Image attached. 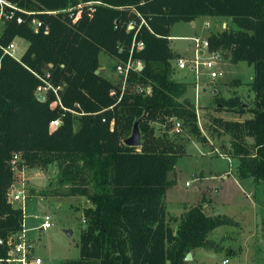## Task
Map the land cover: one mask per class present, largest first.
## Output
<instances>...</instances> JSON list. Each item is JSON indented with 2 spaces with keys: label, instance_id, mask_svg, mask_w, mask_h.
<instances>
[{
  "label": "trees",
  "instance_id": "trees-1",
  "mask_svg": "<svg viewBox=\"0 0 264 264\" xmlns=\"http://www.w3.org/2000/svg\"><path fill=\"white\" fill-rule=\"evenodd\" d=\"M1 1L0 238L21 233L25 223L23 208L9 202L17 182L12 160L19 154V169H57L40 196L88 201L80 257L63 264H190L186 257L198 249L224 251L209 236L238 225L233 219L209 216L203 203L185 206L181 218L167 215V191L175 185L169 174L186 154L187 139L208 143L195 103L185 98L188 84L174 79L181 55L171 47L172 28L201 18L237 26L211 33L208 50L254 66L255 100L249 106L238 94L217 96L218 112L250 117H215L207 128L230 136L228 153L239 160L240 180L264 182V0ZM90 1L102 4L84 8L75 21L79 5ZM17 38L29 43L20 60L5 53ZM102 52L117 64L143 63L130 73L125 92L123 82L97 74ZM48 85L57 92L49 89L42 102L38 89ZM56 120L60 125L51 130ZM139 120L142 145L129 147L124 141Z\"/></svg>",
  "mask_w": 264,
  "mask_h": 264
},
{
  "label": "rangeland",
  "instance_id": "rangeland-1",
  "mask_svg": "<svg viewBox=\"0 0 264 264\" xmlns=\"http://www.w3.org/2000/svg\"><path fill=\"white\" fill-rule=\"evenodd\" d=\"M224 22L228 23L229 29H237L230 19L201 18L195 28L192 23L176 24L172 28V35L200 39V49H203L200 53L201 61L204 62L208 60L210 53L202 46L203 42L211 33L226 29ZM15 44L14 57L20 60L29 43L17 38ZM171 46L175 51H183L189 61V66L184 70H177L175 66L174 79L189 82V85L195 84V87L189 86V93L187 91L185 98L195 103L198 124L208 143L202 144L195 137L187 139L186 154L179 158L174 171L169 174V179L174 181L175 185L167 191V215L171 218H181L185 213V206L192 207L203 203L209 216L223 215L238 223L236 226L219 227L210 234L209 238L218 243L224 251L198 249L192 253L190 264H224L226 260L227 264H264V182L256 183L253 179L240 180L237 173L239 160L228 153L230 136L213 134L207 128L213 125L215 117L233 121H243L250 117H241L227 111L218 112L215 98L219 95L232 98L238 94L246 104L252 106L255 94L251 90V84L255 78V68L246 62L233 63L231 59L223 56L216 66L223 75L219 76L215 83L203 77L198 84L196 72L191 69L197 43L193 39H180L172 41ZM116 62L108 54H100L101 75L120 83L123 81L115 72ZM207 82L210 85H206ZM198 93L202 101H211L202 107ZM156 128L159 130L160 126L156 125ZM184 138L186 140L187 135ZM26 171L28 170H25L24 175L17 172L16 176L19 186L25 183L27 198L14 202V205L24 209L25 226L28 229L40 226L43 222L41 218L46 215L52 218L53 225L45 233H29L36 241V256L42 258L45 264H63L66 260L78 259V245L85 226L83 210L88 206L87 199L42 197L39 192L56 180L57 169L52 167L45 177L33 174L32 181L25 180ZM28 172L27 178L32 174L31 170ZM36 215L39 219H36ZM172 227L176 229L177 223L173 222Z\"/></svg>",
  "mask_w": 264,
  "mask_h": 264
},
{
  "label": "built area",
  "instance_id": "built-area-1",
  "mask_svg": "<svg viewBox=\"0 0 264 264\" xmlns=\"http://www.w3.org/2000/svg\"><path fill=\"white\" fill-rule=\"evenodd\" d=\"M0 2L4 5V2L0 0ZM101 2L98 1H90L85 4L79 5L78 12L75 16V21H78L82 17V13L84 8H89L90 10H93L94 6L101 5ZM72 11V10H70ZM56 13V12H55ZM3 15V10L0 12V16ZM13 15L7 16L8 19H11ZM2 18V17H1ZM0 18V24L2 23V20ZM19 22L21 23L22 20L19 19ZM36 26H41L39 22H34ZM226 26V25H225ZM130 28H134V23L130 25ZM197 43L196 48V55L194 60L192 61V67L193 71L196 72V78L197 81H200L201 78L207 77L209 80H216L219 76H222L223 74L218 71L216 68L217 63L221 58L223 57L220 52H214L210 53V56L208 60L202 62L201 61V52L203 49H200L201 47V41L200 39H193ZM136 46V44H135ZM204 49L208 50V45H206L203 42ZM139 49H143L144 44L139 43L137 45ZM16 49V44L13 42L9 47L5 49V53L14 57V50ZM209 51V50H208ZM15 58V57H14ZM177 66L179 70H184L189 66V61L181 58L177 60ZM143 63L140 61H134L132 58L126 62V63H118L115 68V72L119 77H122V92H125L127 87V82L129 75L132 71H140L143 69ZM53 89L55 92L57 90L53 88L51 85H48L47 87H40L38 89V95L44 96V94L49 90ZM141 92L147 91L146 89H139ZM150 92V90L148 91ZM115 94V90L113 89L111 91V95ZM61 120H56L51 122L50 128L51 130L56 129L60 125ZM181 123L177 122L175 126V133H180L182 131ZM19 154H16L14 156V159L12 160V165L14 166V171L20 172L22 175H24L25 169H19L17 161L19 160ZM24 182V181H23ZM9 197L11 199V203L14 204V202H19L21 200H24L27 198V190L25 183H22L21 186L18 185L16 182L13 187L10 189ZM24 210V209H23ZM36 219H39V216L36 215ZM43 220L42 224L38 226L37 228L28 229L25 226L23 227V231L21 233L11 235L7 239L0 238V264H45L44 260L40 257H37L35 254L36 251V241L34 238H32L29 233L30 232H47L49 229L52 228V218L49 215L43 216L41 218ZM1 248H4L6 252H1ZM228 261H224V264H227Z\"/></svg>",
  "mask_w": 264,
  "mask_h": 264
},
{
  "label": "crops",
  "instance_id": "crops-1",
  "mask_svg": "<svg viewBox=\"0 0 264 264\" xmlns=\"http://www.w3.org/2000/svg\"><path fill=\"white\" fill-rule=\"evenodd\" d=\"M224 24V26L225 25H228V23L227 22H224L223 23ZM192 27H197V22H196V25L194 26L193 24H192ZM194 38H196V37H190V36H184V35H181V36H173L172 35V37H171V42L172 41H174V40H180V39H194ZM208 38V37H207ZM207 38H205V40H204V44L206 45V43H207ZM29 46V45H28ZM172 47V46H171ZM28 48V47H27ZM173 49V48H172ZM174 50V49H173ZM175 51V50H174ZM175 52H177V53H179L180 55H181V58H184V59H186V55L183 53V51L181 52V51H175ZM176 68H177V70H179L178 69V66H177V63H176ZM192 72H194L193 71V69H192ZM99 74H101V70L99 71ZM181 82H183V81H181ZM201 82V81H200ZM211 82H213V83H215V80H211ZM183 83H186V84H188V89H189V86H193V87H195V84H193V85H189L190 83L189 82H186V81H184ZM196 83H198V81H196ZM199 84V83H198ZM202 85V84H201ZM201 85H199V89L201 88L200 86ZM206 85H210V84H208V82H207V84ZM194 89V88H193ZM201 90V89H200ZM206 90V89H205ZM199 92V91H198ZM218 92V90L216 89L215 90V93H217ZM188 93H189V90H188ZM195 96V95H194ZM198 98L201 100V98H200V95H199V93H198ZM209 101H211L210 99L209 100H204V101H202L201 100V106L202 107H204V105L206 106V103H208ZM29 171V170H28ZM28 171H26V174H25V180H28V181H32V179L34 178V175L33 174H36V175H38V176H40V177H45L46 175L45 174H47V173H43V172H40V171H37V170H31L32 171V174H30V177L29 178H27V176H28V174H29V172ZM34 188V187H33Z\"/></svg>",
  "mask_w": 264,
  "mask_h": 264
},
{
  "label": "water",
  "instance_id": "water-1",
  "mask_svg": "<svg viewBox=\"0 0 264 264\" xmlns=\"http://www.w3.org/2000/svg\"><path fill=\"white\" fill-rule=\"evenodd\" d=\"M194 26L196 25V22L192 23ZM132 29V28H130ZM208 45V42H207ZM97 74H99V71H97ZM38 99L42 102L45 101V97L42 95H38L37 96ZM140 123L141 121H137L134 125V129L132 132V135L127 138L124 143L129 146V147H141L142 145V133H141V129H140ZM9 202L11 203V199L9 198ZM193 259V254L189 253L188 256L186 257V262H190Z\"/></svg>",
  "mask_w": 264,
  "mask_h": 264
}]
</instances>
